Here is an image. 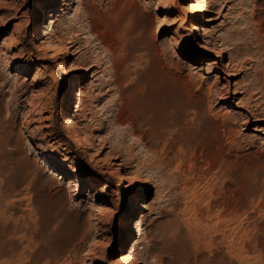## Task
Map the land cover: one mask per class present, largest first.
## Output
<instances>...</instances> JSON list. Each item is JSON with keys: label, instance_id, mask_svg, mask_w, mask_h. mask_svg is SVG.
Listing matches in <instances>:
<instances>
[{"label": "rangeland", "instance_id": "obj_1", "mask_svg": "<svg viewBox=\"0 0 264 264\" xmlns=\"http://www.w3.org/2000/svg\"><path fill=\"white\" fill-rule=\"evenodd\" d=\"M53 2L0 0V264H264V0Z\"/></svg>", "mask_w": 264, "mask_h": 264}, {"label": "bare ground", "instance_id": "obj_2", "mask_svg": "<svg viewBox=\"0 0 264 264\" xmlns=\"http://www.w3.org/2000/svg\"><path fill=\"white\" fill-rule=\"evenodd\" d=\"M66 2L67 0H54V2L52 3L51 5V8H50V13H49V20H52L53 18L56 17V12H63L64 11V6H66ZM60 3H63V6H59L61 5ZM53 6V7H52ZM59 6V7H58ZM64 13V12H63ZM53 23V22H52ZM59 29V28H58ZM158 32V31H157ZM40 33V39H41V43L43 44V46L46 48V51L49 53V54H52L54 52H57L59 49L58 47H60L59 44H57V42L55 40L52 39V37L50 36V33L48 32V29L47 27H43V29L39 32ZM53 33V31H52ZM205 43L201 46V48H203L204 50L206 51H209V52H212V53H215V45L214 47H209V43L207 41H204ZM215 44V43H214ZM57 45H59L57 47ZM217 45V44H216ZM211 46V45H210ZM218 46V45H217ZM60 49H62V47H60ZM59 52V51H58ZM233 53V52H232ZM231 53V54H232ZM222 54V53H221ZM48 55V54H47ZM54 56V55H53ZM50 57V56H49ZM9 58V57H8ZM51 59V58H50ZM233 59V58H232ZM12 60V59H11ZM233 62L232 60H230V63H228L225 67V70H226V73L228 76H230L232 74V72L234 71V68H235V65H233ZM75 65V64H74ZM74 65H72V68L74 69ZM77 69V68H76ZM244 69V65L243 63L240 64V66L236 69V70H242ZM235 73V72H234ZM233 73V74H234ZM39 77V76H38ZM36 78H34L33 82H36ZM239 90V89H238ZM252 91V90H251ZM71 92V91H70ZM236 92V91H235ZM238 92V91H237ZM240 92V91H239ZM225 95V93H223L221 91L220 93V96L223 97ZM69 101L71 100L70 98L68 99ZM226 116V115H225ZM153 118V117H152ZM155 119V118H154ZM153 121L155 122L156 120ZM144 121V120H143ZM147 121V120H146ZM145 121V122H146ZM150 121V120H149ZM159 121V120H158ZM151 122V121H150ZM159 124V123H158ZM157 124V125H158ZM156 125V126H157ZM160 125V124H159ZM158 125V126H159ZM157 126V127H158ZM154 127V126H153ZM68 128L72 130V122L71 121H68ZM159 128V127H158ZM154 129V135H155V139L159 140L161 137H162V129H160V131H158L155 127L153 128ZM187 134H184V129L180 131V134H179V137H178V144H181L183 145L185 143V139H187ZM71 136H72V139L73 141H76L78 140V133L76 131H72L71 133ZM82 139H87L86 138V135H84L82 137ZM177 139V138H176ZM175 144V143H174ZM177 145V144H175ZM44 163V162H43ZM47 163V162H46ZM45 165V164H44ZM138 208V206L136 207V209ZM91 226V225H90ZM93 226V225H92ZM97 226V225H95ZM94 227V226H93Z\"/></svg>", "mask_w": 264, "mask_h": 264}]
</instances>
